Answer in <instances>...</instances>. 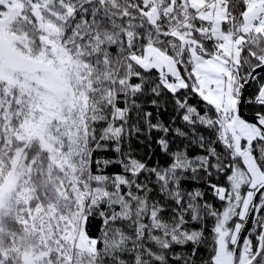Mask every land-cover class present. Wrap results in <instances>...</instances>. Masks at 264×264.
<instances>
[{
  "label": "snow or ice",
  "instance_id": "6c2138e0",
  "mask_svg": "<svg viewBox=\"0 0 264 264\" xmlns=\"http://www.w3.org/2000/svg\"><path fill=\"white\" fill-rule=\"evenodd\" d=\"M0 264H264V0H0Z\"/></svg>",
  "mask_w": 264,
  "mask_h": 264
},
{
  "label": "water",
  "instance_id": "95a60500",
  "mask_svg": "<svg viewBox=\"0 0 264 264\" xmlns=\"http://www.w3.org/2000/svg\"><path fill=\"white\" fill-rule=\"evenodd\" d=\"M249 231H250V227H249ZM245 235L247 234V233H244Z\"/></svg>",
  "mask_w": 264,
  "mask_h": 264
}]
</instances>
